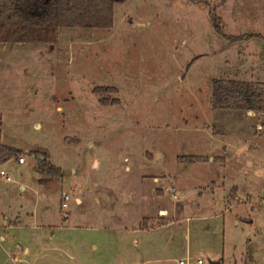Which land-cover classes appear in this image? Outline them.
Segmentation results:
<instances>
[{
	"label": "rangeland",
	"instance_id": "374dc122",
	"mask_svg": "<svg viewBox=\"0 0 264 264\" xmlns=\"http://www.w3.org/2000/svg\"><path fill=\"white\" fill-rule=\"evenodd\" d=\"M212 14L224 34L238 39L217 33ZM113 18L109 30L59 28L52 42H0L2 136L50 151L57 170L42 189L49 206L55 208L63 167L62 186L71 197L67 209L101 215L99 223L83 220L84 227L54 244H77L84 264L87 257L125 264L137 254L126 232L99 228L118 221L102 217L108 213V187L133 220L125 190L139 172L144 168L166 184L179 170L188 182L185 196L177 199L175 221L157 230L159 247L147 249L167 260L146 264H176L187 245L203 264H264V111L248 113L234 107L233 98L223 108L211 104L215 77L250 81L264 90V0H125L114 5ZM98 85L114 90L93 91ZM208 153L227 155L228 162L176 160L178 154ZM94 156L98 170L90 165ZM32 162L37 165L28 155L24 165ZM10 176L13 207L28 195L13 185L28 176ZM213 178L224 183L207 190ZM80 185L82 204L76 205L71 194ZM6 198L0 190V213L7 211ZM168 231L173 235L166 244ZM46 245L40 237L25 255L13 245L9 256L0 249V264H58L63 258L54 259Z\"/></svg>",
	"mask_w": 264,
	"mask_h": 264
},
{
	"label": "crops",
	"instance_id": "0c3cea01",
	"mask_svg": "<svg viewBox=\"0 0 264 264\" xmlns=\"http://www.w3.org/2000/svg\"><path fill=\"white\" fill-rule=\"evenodd\" d=\"M226 2V1H225ZM224 2V4H225ZM223 4V5H224ZM221 5V6H223ZM252 112L248 110V113ZM235 117V115L233 116ZM237 117V116H236ZM235 117V118H236ZM237 119V118H236ZM238 120V119H237ZM240 121V120H238ZM36 125H40V122H36ZM3 130L0 129V143L18 148L19 151L7 158L5 161L0 162V169H5L6 173L10 176L15 175L17 177L19 174L28 176L27 179L20 178L13 185V189L17 193L28 194L27 196L20 197L18 205H13V201L11 200L12 188L11 185H8L12 177L7 180L3 175L0 174V190L1 193L6 194L7 200V211L0 213V249L3 251H7L9 256V249L11 245H13L16 249H19L24 255L29 252V249L35 244L37 238L42 237L44 242H46V246L43 249L51 252V256L55 259L57 255L61 256L63 259L57 260L58 264H84L81 254L77 257L76 253H80V248L77 244H69L68 247L62 246L61 244H54L53 241L61 240L62 238L68 237L67 231L72 235L74 232L78 231V228L84 227L82 224L83 220L96 221L99 223V214L94 213H86V212H77L75 208L67 209L66 215H63L60 211V201H61V193L62 191L67 192L63 189V167H59L58 172L60 174L61 183L59 192L56 193V200L53 203V206H49V202L46 199V195L42 193V189L45 188L46 185H50V178L54 176L56 172L55 165L51 162V154L48 150H32L27 145H19L17 142H13L15 139L10 136V134H6L2 136ZM92 140H88L87 143L90 144ZM223 152L227 153L226 147L223 146ZM39 151L45 153L47 168H41L38 164V161L33 154V152ZM20 155L24 157L22 162L18 161ZM31 155L35 158L37 165L33 162L30 165H24L26 162V156ZM149 156V154L147 153ZM159 155V154H157ZM182 154H178L176 156V160L178 162H210L215 163L216 159L219 160L222 165H225L228 162V156L224 154H195L201 155L206 158L199 161H181L177 157ZM217 157V158H216ZM6 164H10L12 168H8ZM90 165H93L96 170H98L99 159L97 156H94L90 161ZM125 168L130 169L128 164L125 165ZM70 171L75 174L77 169L72 166ZM57 172V173H58ZM194 171L191 170V175L193 177ZM17 175V176H16ZM166 175V174H164ZM150 176V177H149ZM30 177V178H29ZM183 175L179 173L177 170L175 173L170 174V183H168V179L166 184L162 182V178H159L157 174H149L143 168L138 177L135 178L133 182H131L128 188L125 190L127 195L130 194V199L126 202H129V208L134 210V219L127 212L125 215L120 211L118 207L121 202L118 198L110 196V187H108L109 194L107 197V206L106 211L107 215H102L103 218H115L118 219L117 224H114L112 228H107V226L95 228H104L105 230L112 231L117 234V232H126V234L130 238V244L132 248L136 251V256L133 259L127 258V262L125 264H146L151 262H156L161 260H167L164 256H154L155 252H148L147 249L150 248L152 251L156 250L159 247L160 235L157 233V230L162 226H170L175 221V216L177 214V199L180 195L185 196V192L187 189V181H183ZM220 178H213L211 181V186H207V190H212L213 185H219ZM93 184L98 186L99 182L97 179L93 181ZM173 186L175 198H173L172 191L167 189L166 187ZM80 185L78 188H75L76 193H72V198L75 201L76 205L82 204V197L79 195ZM235 186L232 185L229 191V194H232L231 189ZM236 188V187H235ZM33 192V194H32ZM122 193V190H121ZM235 195H242L243 193L234 192ZM166 196L171 200V204L167 201ZM71 199V197H70ZM95 200L97 203L101 201V198L95 196ZM118 201V203H116ZM69 202V201H68ZM229 202V201H228ZM182 208L187 206L186 202L182 201ZM52 205V203H51ZM19 206V207H18ZM57 209V211L55 210ZM196 213L200 212L199 206L196 207ZM84 214V215H82ZM183 218H178L181 221ZM187 219V217L185 218ZM67 222V223H66ZM9 229H13V234ZM188 229V226H186ZM151 233L152 235L149 239H142L143 235H147ZM183 235H186V232L183 230ZM78 235V233H77ZM77 235H74L75 237ZM172 231H168L166 234V244L170 243V237H172ZM73 236V235H72ZM71 236V237H72ZM8 243V244H7ZM94 249H97V242L92 243ZM8 249V250H7ZM144 249L146 252H144ZM190 247L187 245L185 248L184 256H190ZM153 254V255H150ZM150 255V256H149ZM144 256V257H143ZM128 257V256H127ZM59 259V258H58ZM85 261L88 264H98L99 261L94 258L87 257ZM175 261V260H174ZM177 263V260H176Z\"/></svg>",
	"mask_w": 264,
	"mask_h": 264
},
{
	"label": "trees",
	"instance_id": "16d2710c",
	"mask_svg": "<svg viewBox=\"0 0 264 264\" xmlns=\"http://www.w3.org/2000/svg\"><path fill=\"white\" fill-rule=\"evenodd\" d=\"M125 0H0V42H52L59 28L106 29L113 27L114 5ZM214 29L226 39L238 37L224 34L220 18L212 14ZM263 52H264V34ZM211 104L216 108L228 105L230 98L234 107L246 110L264 111V90L255 83L226 77L211 80ZM114 90L112 86L98 85L93 91ZM264 89V87H263ZM104 103H116L117 98ZM264 126V122H263ZM18 148L0 143V162L16 154ZM41 168L47 166L45 153L35 151ZM181 161H199L206 157L195 154H182ZM47 168V167H46Z\"/></svg>",
	"mask_w": 264,
	"mask_h": 264
},
{
	"label": "built area",
	"instance_id": "2783aa9c",
	"mask_svg": "<svg viewBox=\"0 0 264 264\" xmlns=\"http://www.w3.org/2000/svg\"><path fill=\"white\" fill-rule=\"evenodd\" d=\"M24 157L20 155L18 157V161L22 162ZM0 174L3 175L7 180L10 179V176L6 173L5 169H0ZM167 189L172 191L173 198H175L174 187L168 186ZM70 199V195L67 192L62 191L61 193V201H60V211L63 215H66V210L68 208V200ZM204 260L201 257H190V256H183L177 259L176 264H203Z\"/></svg>",
	"mask_w": 264,
	"mask_h": 264
}]
</instances>
